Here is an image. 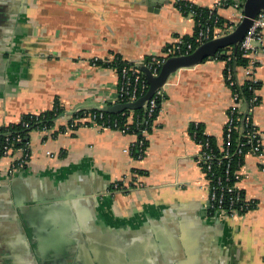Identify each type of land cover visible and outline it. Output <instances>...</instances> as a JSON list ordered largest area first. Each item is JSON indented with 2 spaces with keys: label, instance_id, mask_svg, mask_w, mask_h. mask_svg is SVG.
I'll return each mask as SVG.
<instances>
[{
  "label": "crops",
  "instance_id": "obj_1",
  "mask_svg": "<svg viewBox=\"0 0 264 264\" xmlns=\"http://www.w3.org/2000/svg\"><path fill=\"white\" fill-rule=\"evenodd\" d=\"M175 1L0 0V127L55 101L64 113L113 104L116 70L91 61L115 54L143 62L189 38L194 21ZM183 1L210 8L218 0ZM217 14L238 23L230 7ZM257 61L252 121L263 153L245 158L237 183L254 208L236 219L207 210L189 128L200 124L220 146L231 92L225 61L204 60L162 87L139 161L129 152L135 135L95 126L53 137L32 131L28 165L13 175L7 171L22 152L0 158V264H264V52ZM235 75L247 77L241 68ZM122 180L131 190L113 191Z\"/></svg>",
  "mask_w": 264,
  "mask_h": 264
},
{
  "label": "built area",
  "instance_id": "obj_2",
  "mask_svg": "<svg viewBox=\"0 0 264 264\" xmlns=\"http://www.w3.org/2000/svg\"><path fill=\"white\" fill-rule=\"evenodd\" d=\"M178 1L179 0H176L175 3ZM243 2L244 0H218L212 7L207 8V19L203 24H201L202 22L195 23L194 17L196 14L193 10H189L186 17H189L194 21L196 31H194L188 39H176L172 45L167 46L164 49L161 56L149 57L146 61H143L144 65L154 76H156L158 75L162 64L168 58L188 55L203 43L223 36L224 33L214 27L219 22L217 10L223 7L232 8L236 11V16L239 22L243 17ZM177 9L179 10L180 8L178 7ZM212 27L214 29H212ZM263 32L264 11H261L252 21L245 37L239 43L243 57L248 60L247 65L244 68H241L247 75L244 81H239L237 79L235 75L237 69L229 64L230 58L225 61L224 79L226 85L230 89L231 100L226 112V120L222 134V144L218 147L221 156L218 157L215 153H213L212 149H210L208 141L199 143L195 141L194 135L190 136L198 147L196 161L203 175V183L208 201L207 210L209 214H220L229 219L241 217L247 211L255 207L254 202L244 198L242 191L237 187V183L243 176L241 170L244 165L245 158L248 156L259 157L263 153L261 133L252 121V113L258 105L256 102L259 96L257 91L254 90V95L249 100L248 105L247 101H245L242 97L239 87L245 84V82L252 83L255 81L253 76L257 68V56L261 52H264ZM113 60V56H110L105 60L94 58L91 63L94 66L103 67L102 65L111 63ZM118 79L117 93L113 104L134 102L138 98L142 97L148 89L146 78L136 65L122 67L120 75L118 74ZM162 95V90L159 89L146 103L145 109H147V115L149 118L152 117L154 110L157 107L156 99ZM78 111L80 110H77L76 112ZM103 114V112H99L98 114H88L74 119L68 116L65 124V130L61 134L69 135L80 126H95L101 129H110L118 131L122 134H128V125L119 128L116 122L112 125H107L105 122H97V117L101 120L103 118ZM195 125L197 126L198 124ZM40 131L48 134L54 131V129L43 128ZM203 134L205 133L203 132ZM235 134L237 135V143L235 149L231 151V143ZM141 135L142 139L138 142L140 147V154L137 159L138 161L141 160L146 153V143L148 142L150 134L146 130H143L141 131ZM22 141L23 140L20 136H17L13 142H10L9 139L6 138L5 145L0 147V158L10 155L16 150L21 151L23 154L22 160L8 169V175H13L15 171L24 169L28 165L29 144H25V146L18 149L13 148V143H22ZM134 143H137V139ZM128 190H131V187L126 184L124 180L113 184V191L126 192Z\"/></svg>",
  "mask_w": 264,
  "mask_h": 264
},
{
  "label": "trees",
  "instance_id": "obj_3",
  "mask_svg": "<svg viewBox=\"0 0 264 264\" xmlns=\"http://www.w3.org/2000/svg\"><path fill=\"white\" fill-rule=\"evenodd\" d=\"M175 6L177 8L178 7L180 8L179 10L181 11L182 15L185 17L188 15L189 10H193L196 14V16L194 17L195 23L202 22L201 24H203L207 19V13H208L207 8L197 7L183 0H179L177 3H175ZM214 27L219 29L220 32L227 34L229 31H231L234 25L232 23L223 21L221 18H219V22ZM212 29L214 28L212 27ZM195 31H196V27H195ZM184 39H188V37H184ZM112 56L114 57V60L111 63H108L106 65L104 64L102 66L115 69L117 74L119 75L122 67L128 65L135 66L134 63L130 64L123 61L119 55L114 54ZM229 58H230L229 64L235 67L236 69L244 68L248 63V60L243 57V53L240 50L239 45L235 53H233L232 48H226L220 51V53H218L214 59L220 61H226ZM147 59H145V61ZM239 88L242 97L245 99V101H247V104L249 105V100L254 95L253 91L258 90L259 83L257 81H254L252 83L245 82V84H243ZM163 99H164L163 95L156 99L157 107L154 110L152 117L150 118L147 115V109L142 108L133 112L125 111L120 114L104 113L103 118L101 120H99V118L97 117V122L99 123L105 122L107 125H112L114 122H116L119 128L128 125L129 130L127 131V133L134 134L137 139V143L132 144V146L130 147V156L134 160H137L140 154V147L138 145V142L142 139L141 131L146 130L149 134L152 132L153 124L158 116ZM259 101L260 99L258 98L256 104H259ZM63 113H64V109L62 108V106L58 101H55L52 108L49 111L42 112L38 115H32V114L22 115L17 123L0 127V147L5 145L6 138L9 139L10 142H13L17 136H20L23 141L22 143H13V148L18 149L22 146H25V144H29L30 133L35 130L40 131L43 128L54 129V131L46 134V136L53 137L63 133L65 130V126H60L57 129L55 128L56 121ZM98 113L99 111H95L93 109L80 110L78 112H75L73 115H71L70 118L74 119V118L83 117L88 114H98ZM203 132H204L203 127L200 124H198L197 126L195 124H192L189 128V135L190 136L194 135L196 142L200 143V142L208 141L210 145V149H212L215 155L220 157L221 153L219 151L218 148L219 146L215 141V139L213 137L203 134ZM236 140H237V135L235 134L233 136L231 143V151H233L236 147V143H237ZM147 146H148V142L146 143V149ZM132 173L140 176L145 175V172L136 169H133ZM129 186L133 187V183L130 182ZM112 190H113V185H112Z\"/></svg>",
  "mask_w": 264,
  "mask_h": 264
},
{
  "label": "water",
  "instance_id": "obj_4",
  "mask_svg": "<svg viewBox=\"0 0 264 264\" xmlns=\"http://www.w3.org/2000/svg\"><path fill=\"white\" fill-rule=\"evenodd\" d=\"M264 11V0H244L242 6V19L234 26V28L218 38L209 40L198 46L192 53L177 57L168 58L161 66L158 75L154 76L143 62L134 63L143 76L146 78L148 89L146 93L134 102L116 103L112 105H103L94 108H78L68 113H63L60 117L66 115L71 116L77 110L93 109L95 111L120 114L125 111H136L145 108L146 103L151 99L154 93L162 89L168 78L177 70L182 68H190L200 64L204 60H213L220 51L226 48H232L233 53L237 51L239 43L245 37L252 21L261 12Z\"/></svg>",
  "mask_w": 264,
  "mask_h": 264
},
{
  "label": "flooded vegetation",
  "instance_id": "obj_5",
  "mask_svg": "<svg viewBox=\"0 0 264 264\" xmlns=\"http://www.w3.org/2000/svg\"><path fill=\"white\" fill-rule=\"evenodd\" d=\"M57 262H58V264H60V262L58 261V259H57ZM62 264H67V263H63V262H61Z\"/></svg>",
  "mask_w": 264,
  "mask_h": 264
}]
</instances>
